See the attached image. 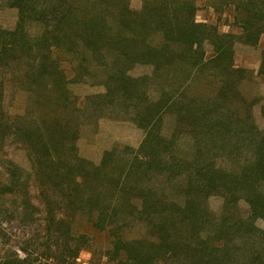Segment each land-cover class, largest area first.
<instances>
[{
	"label": "trees",
	"instance_id": "1",
	"mask_svg": "<svg viewBox=\"0 0 264 264\" xmlns=\"http://www.w3.org/2000/svg\"><path fill=\"white\" fill-rule=\"evenodd\" d=\"M16 2L20 8L16 29L6 30L0 23V66L29 59L30 68L22 78L37 85L35 92L43 85L45 97L57 108L50 116L38 114L28 121L25 115L6 117L0 98V141L13 136L26 144L32 165V171L5 166L0 198L26 191L32 180L38 186L45 231L53 242L42 256L60 264L78 258L87 241L84 235H72L69 217L82 212L99 230L110 231V257L126 258L118 264H264V228L256 225L258 219L264 220V133L250 124L247 139L254 146V160L241 174L219 166L216 155L239 133L235 117L223 107L231 96H239L246 73L235 67L234 45L239 40L259 43L264 0L211 3L217 12L224 5L240 12V35L220 33L216 25L197 21L196 0H144L140 11L130 9L127 0H107L118 8L111 20L87 15L86 7L72 0H46L41 8L37 0ZM28 19L40 24L39 36L28 32ZM156 34L164 39L158 46L150 42ZM206 44L212 45L213 57L207 58ZM58 53L72 56V77ZM178 63L194 73L190 83L205 76L215 80L217 95L189 96L187 87H179L164 90L154 100L147 95L146 77L129 74L136 64H151L158 73ZM260 73H264V51ZM88 80L104 85L106 91L87 96L77 106L69 83ZM89 103L95 110L122 105L145 132L140 146L115 147L99 164L80 156L78 127L85 122L81 118L88 115ZM72 104L78 112L74 125L67 117ZM168 113L176 117L170 137L163 133ZM186 134L192 143L190 157L179 152ZM215 194L224 196L229 205L246 200L250 216L218 217L208 203ZM62 207L69 211L60 216ZM139 223L153 238H127L126 232ZM0 264L34 263L10 256Z\"/></svg>",
	"mask_w": 264,
	"mask_h": 264
},
{
	"label": "rangeland",
	"instance_id": "2",
	"mask_svg": "<svg viewBox=\"0 0 264 264\" xmlns=\"http://www.w3.org/2000/svg\"><path fill=\"white\" fill-rule=\"evenodd\" d=\"M16 1L0 0V23L6 30L13 31L17 27L20 8ZM37 1L38 8L45 6L46 0ZM72 1L76 5L85 6L87 15L95 17L104 15L110 20L117 17L118 8L111 6L107 0ZM143 1L127 0V3L130 9L140 11ZM221 1L196 0L197 21L216 25L220 33L240 35L242 30L237 18L241 17L240 12L235 11L232 5H224L222 12H217L211 3H221ZM27 24L28 32L32 37L41 34L42 28L38 22L28 19ZM163 41L162 34L150 37V42L155 46L161 45ZM205 48L207 58L213 57L212 45L206 44ZM234 49L235 67L246 69V73L238 87L239 96L236 98L231 96L232 100L227 106L225 103L223 107L235 117L239 133L234 136L231 145L224 149L221 147L216 155L219 166L241 174L242 168L246 164L253 163L254 160V146L247 139L251 136L250 124L256 125L258 130L264 133V73H260L264 34L261 35L257 45L239 40L235 43ZM58 54L62 66L66 69L69 77H72L73 67L69 62L72 56L69 53ZM28 68H30L29 59L25 57L21 61L11 62L8 66H0V98L2 97V111L6 117L25 115L26 119L30 121L38 114L50 116L57 108V103L53 99L51 101L45 97L43 85L39 86L38 91L35 92L34 89L37 85L27 78H22ZM129 74L135 78L146 77L147 95L154 100L159 98L164 90L179 87H187L189 96L195 95L204 99L214 97L219 91V84L215 80L207 79L206 76L190 83L194 73L184 63L166 67L158 73H155L154 66L151 64H136ZM68 87L77 106H82V102L87 96L103 94L106 91L104 85L95 84L92 80L71 82ZM88 106V115L86 118H81V121L85 122H81L78 127L79 138L76 144L80 156L99 164L105 152L115 147L123 149L125 146H130L137 149L140 146L145 132L129 119V115L122 105L104 110H95L92 103H89ZM67 117L71 120L70 124L74 125L78 118V112L75 111L73 104L67 109ZM175 120L176 117L172 113L164 115V136L170 137L176 126ZM245 120L246 122H244ZM242 128H246V130L242 131ZM252 132L255 133L254 129ZM180 147L181 155L191 156L192 143L189 134L183 136ZM6 165H15L26 171H32L27 145L14 139L13 136L0 141V179L6 174ZM25 189L24 192L0 198V260L4 257L18 256L20 258L27 257L34 264L40 262L60 264L56 259L46 260L42 256V253L47 249V244L53 242L48 240L45 231V212L40 201L39 188L32 180L25 186ZM27 202H30L34 208H30ZM208 203L212 212L218 217L226 215L232 219H246L251 214L250 204L244 199H240L237 205H229L226 204L224 196L215 194L209 197ZM24 205L29 207L28 210H23ZM58 211L62 216L66 215V211L69 210L62 207ZM69 221L72 235L74 237L84 235L87 241L78 258L70 264H118L119 260L126 259L124 255L118 260L110 257L109 252L112 250L113 239L110 231L99 230L85 213L72 212ZM256 225L264 228V220L258 219ZM126 235L129 239L153 238L149 229L142 223L135 224L126 232Z\"/></svg>",
	"mask_w": 264,
	"mask_h": 264
}]
</instances>
